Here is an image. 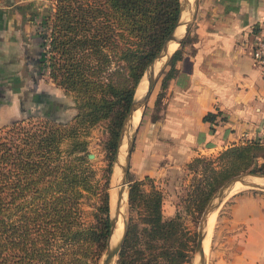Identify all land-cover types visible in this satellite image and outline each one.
Returning <instances> with one entry per match:
<instances>
[{"label": "trees", "instance_id": "trees-1", "mask_svg": "<svg viewBox=\"0 0 264 264\" xmlns=\"http://www.w3.org/2000/svg\"><path fill=\"white\" fill-rule=\"evenodd\" d=\"M178 15L179 0H54L41 23L42 67L70 92L75 113L63 122L27 117L0 126V264H98L109 235L108 183L118 131L137 82ZM186 37L168 59L160 89L176 75ZM219 115L202 116L211 132ZM100 122L107 137L97 167L87 157L86 137ZM262 149L246 140L214 160L192 158L185 166L191 173L185 210L199 215L229 177L258 172ZM140 184H129L126 230L114 264H187L195 235L178 213L163 217L161 192L152 185L144 192Z\"/></svg>", "mask_w": 264, "mask_h": 264}, {"label": "crops", "instance_id": "crops-1", "mask_svg": "<svg viewBox=\"0 0 264 264\" xmlns=\"http://www.w3.org/2000/svg\"><path fill=\"white\" fill-rule=\"evenodd\" d=\"M52 2L0 0L1 124L30 107L43 74L41 23ZM196 17L193 51L183 52L178 76L168 84L166 107L174 105L175 113L169 111L165 118L174 115L184 135L207 134L203 144L211 147L260 135L264 78L247 51L245 36L252 25L264 31V0H198ZM217 111L225 120L209 132L202 116ZM207 264H264V193H238L222 205Z\"/></svg>", "mask_w": 264, "mask_h": 264}, {"label": "rangeland", "instance_id": "rangeland-1", "mask_svg": "<svg viewBox=\"0 0 264 264\" xmlns=\"http://www.w3.org/2000/svg\"><path fill=\"white\" fill-rule=\"evenodd\" d=\"M52 4H53L52 6L50 5V9H51L50 11L53 10L54 0ZM197 9H198V0H197ZM197 9L194 20L190 26V29L188 33L184 36V38L186 36L187 37L182 47L183 52L191 53L193 51L192 42L196 40V36L193 33V31L195 28V20L197 18L196 17ZM47 14L48 13H46L43 16L44 24H46ZM260 33L262 34L264 33L262 28H259L257 26L255 27V25L249 27L245 36L248 53L252 47L254 35H260ZM48 34L49 31L46 32V36H45L46 38L44 42L45 44L44 50L46 51L48 50ZM178 47L179 45L176 46V48ZM46 53L48 56V52ZM165 69H167V63L166 65H164L163 69L161 70V73L156 77V80L151 89L147 103L140 111L138 121L134 127L135 129L130 131L129 137L131 138L132 135V138H131V147L129 153L128 170L126 173V181L128 183L127 191L129 188V184L133 181L141 182L139 188L144 192L149 191L150 185H152L162 194L161 211L163 217L165 218L171 217L175 213H178L183 222V226L188 230L190 234H194L196 237L197 223L201 213H199V215H196V212L185 210L184 198L186 196V193L190 191V187H188L187 190V186L188 184L191 183V173L187 171L185 166L194 157H204L207 159L214 160L217 154L224 148L217 146L211 147L208 144L206 145L203 144V142L205 141V137L207 136V134L205 133L199 132L197 135L192 134L188 136V135H184L181 132H178L180 128L176 124H174V121H177V118L174 115H172L170 119L165 118V115H167L169 111H171L172 114L175 113L174 105H172L171 108L166 107V105L168 99L167 98L168 84L172 79H175L178 76V69H177L176 75L168 81L165 88L160 89L159 86L160 79L162 72ZM42 71L43 74L38 80L39 85L37 89L33 90V93L30 97L31 104L29 109L23 111L22 113H18L17 118L13 120L11 119L10 122H9L10 119H7L8 123H5L6 125L14 120L24 119L27 117L48 118L63 122L68 120L75 113V109L73 107V99L70 92H67L61 87L56 86L51 81V79L48 77L47 68H43ZM156 98L157 101L155 102ZM172 98H174L173 95ZM220 117L221 115H219L218 118L216 119L217 122L220 120ZM5 124H1L0 121V126ZM177 127L179 128L178 130ZM119 132H120V128L117 135V142H118ZM106 137H107V132L105 130V125L103 122L96 124L95 126L91 127L88 131L86 139L88 141V150L90 154H92L90 160H92L94 166L99 167L103 164L102 145ZM246 140H256L261 143L263 149L260 155L256 157V165L257 167L260 168V170L254 173L264 175V132H262L260 135L247 138ZM125 149H126V144H125ZM113 160H114V155H113ZM113 160L111 163V170L109 174L108 195L111 192L110 187L114 185V179L112 174ZM213 165L214 167H217V164L213 163ZM197 169H198L197 171L200 170L199 167H197ZM247 171L248 170L239 172L233 176L245 173ZM227 180H225L224 182H226ZM219 187L213 192L209 200H211V198L217 192ZM247 191L264 193V189L249 188V187L244 188L243 186L238 185L235 189L227 193L223 197V199H221V202L215 209V214H214L215 216L213 219V223L210 226V234L208 233L209 234L208 246L205 251L206 264L210 259L211 238H212L213 228L216 223V215L219 209L222 207V205H224V203L228 202V200L232 196ZM111 195L113 196L112 192ZM209 200L207 201V203L209 202ZM207 203L205 204V206L207 205ZM123 217L124 219L127 218V200L125 201L123 206ZM104 251L98 261V264L100 263ZM192 251H193V247H192ZM192 251L190 253L189 262L187 264H194Z\"/></svg>", "mask_w": 264, "mask_h": 264}, {"label": "water", "instance_id": "water-1", "mask_svg": "<svg viewBox=\"0 0 264 264\" xmlns=\"http://www.w3.org/2000/svg\"><path fill=\"white\" fill-rule=\"evenodd\" d=\"M196 9H197V0H179V15L174 23L172 30L167 34V36L163 40V43L161 44L159 51L155 54L153 59L145 67L139 81L137 82L134 88L131 102L122 120L118 142L114 152V160L112 166L114 185L110 187L113 196L111 195V192L109 193V235L107 238V244L104 254L99 264L115 263L117 254L122 245L125 235L126 219H124L123 217V206L125 201L127 200V192H128L126 173L128 170L129 153L131 147L132 135L131 138L129 136L132 127L133 114L135 110L139 109L141 111V109L146 105L151 89L156 80V77L161 73V70L163 69L164 65H166L168 59L175 50L174 49L171 53H168L169 43L171 41H174L177 43V45L180 44V42L182 41V39L190 29V26L196 14ZM181 13L182 14L184 13V16H181ZM180 25H183L182 33L177 32V28ZM162 57H165V61L162 64V66L155 72L154 71L155 62L157 60H160ZM142 78L145 79L144 80L145 88L143 91H140V93L135 94L136 92L135 90ZM134 129L135 128H133L132 130ZM127 136H128V140L126 142L125 154L123 155L121 154L119 148L121 146L123 137H127ZM87 157L90 159L92 157V154L90 153L87 154ZM254 176L264 178V175L255 174L250 171L229 178L219 187L217 192L204 207L197 223L196 237L192 251L194 264H206L202 241L206 235L208 215L217 208V206L221 202V199H223V197L231 191V189L233 188L236 182L244 187L264 189V184H258L251 180V177ZM118 217H121L122 219V232L118 238H116L114 241H111L113 231L116 228Z\"/></svg>", "mask_w": 264, "mask_h": 264}, {"label": "bare ground", "instance_id": "bare-ground-1", "mask_svg": "<svg viewBox=\"0 0 264 264\" xmlns=\"http://www.w3.org/2000/svg\"><path fill=\"white\" fill-rule=\"evenodd\" d=\"M181 16H184V13L183 14L181 13ZM182 31H183V25L178 26L177 32L178 33H182ZM176 46H177V43L174 42V41H171L169 43V46H168V53H171L176 48ZM164 61H165V57H162L160 60H157L155 62V69H154L155 72L162 66V64L164 63ZM144 80H145L144 78H142L140 80L139 85L137 86V88L135 90L136 91L135 94H138V93H140V91H143L144 90V88H145V81ZM139 115H140V110L139 109L135 110V112L133 114L131 130L135 127V125H136V123L138 121ZM127 140H128V136L127 137H123L122 142H121V146L119 148L121 154H124V152H125V144H126ZM251 180L253 182H255V183H258V184H264V178H261V177H255L254 176V177H251ZM238 185H240V184L236 182L234 184L233 188L231 189V191L233 189H235ZM124 198H125V195H124ZM214 214H215V210L212 211L208 215V218H207L206 235H205V237H204V239L202 241L204 255L206 253L205 251H206V248L208 246V238H209V234H210V226L213 223V219H214V216H215ZM208 228H209V230H208ZM121 232H122V219H121V217H118L117 223H116V228L113 231V234H112V237H111V241H114L116 238H118L119 235L121 234Z\"/></svg>", "mask_w": 264, "mask_h": 264}, {"label": "built area", "instance_id": "built-area-1", "mask_svg": "<svg viewBox=\"0 0 264 264\" xmlns=\"http://www.w3.org/2000/svg\"><path fill=\"white\" fill-rule=\"evenodd\" d=\"M249 53L253 64L257 67L261 77L264 78V33L254 35Z\"/></svg>", "mask_w": 264, "mask_h": 264}]
</instances>
